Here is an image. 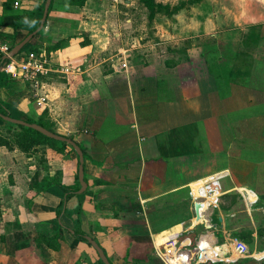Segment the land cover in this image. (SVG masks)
<instances>
[{"label": "crops", "instance_id": "crops-1", "mask_svg": "<svg viewBox=\"0 0 264 264\" xmlns=\"http://www.w3.org/2000/svg\"><path fill=\"white\" fill-rule=\"evenodd\" d=\"M43 2L0 0V37L14 46L33 32ZM137 2L55 0L24 48L44 49L52 68L75 70L49 73L44 104L28 82L0 70V102L11 117L42 118L71 137L86 182L79 193L69 147L0 146V264H103L76 229L110 264H162L154 241L188 229L192 218L169 210L191 211L194 182L221 171L219 208L189 233L207 240L214 259L210 243L242 231L253 252L237 263L264 264V0H200L160 16L170 22L155 25L156 41L147 20L134 25ZM5 126L0 118V132Z\"/></svg>", "mask_w": 264, "mask_h": 264}, {"label": "built area", "instance_id": "built-area-1", "mask_svg": "<svg viewBox=\"0 0 264 264\" xmlns=\"http://www.w3.org/2000/svg\"><path fill=\"white\" fill-rule=\"evenodd\" d=\"M15 6L18 1H14ZM133 46V44L131 45ZM10 50V45L0 37V56L7 55ZM21 60H16L14 57L8 58L4 63L2 70L7 72L12 78L21 79L30 84L36 101L38 104L45 103V95L41 94V90L46 86L49 73L55 74H71L75 68L63 65L59 68H52L49 62L48 54L44 49L31 50L28 49L22 56ZM227 175L225 171L214 173L194 182V187L190 188L189 195L191 198L192 218L188 229L180 230L170 236H165L163 241L155 240L154 251L162 264H182V258L185 256L188 264H198L205 262H229L232 259L233 252H237L238 256L248 254V246L242 240L234 237H228L222 243L228 250L227 255H223V250L215 251V246L218 242L210 243L211 251L214 259L209 258V254L204 250L203 245L207 240L197 238L193 246L183 248L178 243V238L183 234L191 232L193 227L198 224H209L213 209H218L220 206L221 197L224 191L221 186V180ZM243 195V194H242ZM249 192H245L244 199L252 201L248 197ZM198 204L199 218L196 217L194 205ZM192 226V227H191Z\"/></svg>", "mask_w": 264, "mask_h": 264}, {"label": "trees", "instance_id": "trees-1", "mask_svg": "<svg viewBox=\"0 0 264 264\" xmlns=\"http://www.w3.org/2000/svg\"><path fill=\"white\" fill-rule=\"evenodd\" d=\"M69 1H70V3H75V1H77L78 4H82L84 2V0H69ZM199 1L200 0H182L181 2H179L176 5H171L169 3H162V2H159L157 0H138L139 4L142 6V8L146 12V20H147L148 25H151L152 22L155 20V18H159L160 16L171 17L172 15L176 14L179 10H181L185 6L194 4V3L199 2ZM54 2H55V0H51V3L49 5V9H48V13H47V17H46V21L48 20L49 12H50V9H51L52 4ZM43 4H44V2H43ZM42 11H43V6L41 7V9L38 13L35 28L38 26L39 19L42 15ZM24 15H25V17L22 21H19L18 19L15 20L14 26H19L22 24V22L27 21L28 15L27 14H24ZM46 21L43 25V28L37 34H39L43 31L44 27L46 26ZM63 42H65V41L59 40V41L55 42L50 47V49H53V50L57 49ZM12 46H13V44L10 45V49ZM21 49L19 50V52L21 51ZM31 50H36V49L31 48ZM210 50H208L207 53H210V58H213V56L215 55L216 49L213 51L212 50L210 51ZM7 61H8V59L3 60L2 56H0V65L4 62H7ZM1 115H10L9 111L7 110V108L4 106V104L2 102H0V118H1ZM4 121L6 122V120H4ZM25 121L30 122V123H37V124L45 127L46 129L53 131L51 129V126L48 123H46L45 121H43L42 118H39L37 120L27 119ZM6 123L8 124L6 130L0 132V146H6L9 149H13L14 147H16L25 153H31L34 151L43 150L46 147H50V148H52V149H54L60 153H62L66 147H69L73 152H75L73 147L71 145H69L68 143H66L65 141H60V140H56V139L47 137V136L43 135L42 133H40L39 131L32 129L30 127L24 126V125L15 124V123H11L8 121ZM69 138H71V137H69ZM75 154H76V152H75ZM71 194H73V193L67 192L65 199H68ZM62 210H63V207H62V203H61V206L58 208L57 213H56L57 216H59L61 214ZM73 236L77 237L81 241L88 243V241L85 239L83 233H80L77 229L75 230V233L73 234ZM196 236H197L196 233L183 234L182 236H180L178 238V243L183 248L193 246L195 243V240H196ZM232 237L238 238V239L243 240L245 242H248L249 244L253 243V241L249 237V235L246 233H243L242 231L238 232V233H234L232 235ZM101 263H103V262L101 261Z\"/></svg>", "mask_w": 264, "mask_h": 264}, {"label": "water", "instance_id": "water-1", "mask_svg": "<svg viewBox=\"0 0 264 264\" xmlns=\"http://www.w3.org/2000/svg\"><path fill=\"white\" fill-rule=\"evenodd\" d=\"M51 3V0H45L44 1V5H43V11H42V15L39 19V24L38 27L31 33H29L24 39H22L20 42L16 43L10 50L9 53L7 55H3L2 59H8L11 57H14L19 50L32 38V36H34L35 34H37L42 28L43 25L46 21V17H47V13H48V9H49V5ZM5 63V62H4ZM4 63H2L0 65V70H2V67L4 65ZM1 118L11 122V123H15V124H20V125H24L27 127H30L32 129H35L37 131H39L40 133H42L43 135L56 139V140H60V141H65L66 143H68L69 145H71L73 147V149L75 150L77 156H78V180H79V184H80V188L78 190L79 193L83 192L86 188V182L84 180V170H83V161H84V157H83V152L81 150V148L79 147V145L73 141V139L60 135L58 133H55L53 131H50L48 129H46L45 127L37 124V123H30V122H26L25 120H21V119H17L14 117H11L10 115H1ZM195 208V214L196 217L199 218V213H198V204L194 205ZM85 239L88 241V243L94 248V250L96 251L98 257L102 260V262L104 264H110L107 256L105 255L103 249L98 245V243L92 239L90 236H84ZM219 249L223 250V255H227L229 252L228 250L224 247V245L222 243L217 244L215 246V251L217 252ZM186 261V257L184 256L182 258V262ZM223 264H226L227 261H223Z\"/></svg>", "mask_w": 264, "mask_h": 264}, {"label": "rangeland", "instance_id": "rangeland-1", "mask_svg": "<svg viewBox=\"0 0 264 264\" xmlns=\"http://www.w3.org/2000/svg\"><path fill=\"white\" fill-rule=\"evenodd\" d=\"M157 1H159V2H162V3H171L172 1H175V2H172L173 3V5H176V4H178L179 2H181L182 0H157ZM137 4V5H136ZM172 5V4H171ZM188 6V5H187ZM132 8V14L136 17V19H135V21H134V25H136V26H139L141 23H146V12H145V10L144 9H142V6L137 2V3H133V5L131 6ZM164 18V17H163ZM162 17H160V19H157V18H155V20L152 22V24L151 25H148L147 26V24H146V31H147V33H148V37L149 38H151V39H154L155 40V38L154 37H156V38H158V36H154L155 35V32L157 31V27H155V25H157V23H159V24H161V22H162V20H163V22L165 23L166 21L167 22H170V21H168V20H164ZM36 35V34H35ZM197 39L199 40V37H197ZM156 41V40H155ZM30 43L31 42H29V45H30ZM12 43H10L9 45H11ZM31 46V45H30ZM28 48L29 47H23L22 49H21V51L20 52H18L15 56H14V58L16 59V60H21L23 57V54L25 53V51L26 50H28ZM208 56V55H207ZM208 58H209V63L211 64V66H212V69L214 70V71H219V68L218 67H216L214 64H213V59H214V56H213V58H211V61H210V57L208 56ZM221 89H222V85L221 84H219V90L221 91ZM222 93V92H221ZM233 108V109H232ZM236 109V108H235ZM235 109H234V107H233V105H229V108H228V117L229 118H231L232 119V117L234 116V114H233V112L235 111ZM27 119H30V120H32L33 118H30V117H27L25 120H27ZM34 120V119H33ZM35 120H36V118H35ZM7 122V121H6ZM6 125L8 126V124L6 123ZM7 126H5V129L4 130H2V131H5L6 130V128H7ZM233 144L235 145L236 144V140H235V143L233 142ZM233 145V146H234ZM172 162V165H175V163H174V161L173 160H171ZM220 188H222L223 189V187H220ZM184 214L183 216H185V218L186 219H188V218H191V216H192V211H187V213L185 214V212H184V209H181V211H180V209H170L169 210V214H171L170 216H173V215H175V214ZM182 216V215H181ZM163 218V217H162ZM248 254H251L253 251H252V249H253V245H252V243L251 244H249L248 243ZM247 254V255H248ZM185 256H187V255H185ZM243 257H245V256H238L237 255V257L236 258H234L233 260H230L229 261V263H231V264H239V263H237L238 261H240L239 259L240 258H243ZM247 262V261H246ZM244 263V264H248V263ZM209 263H213V262H210V261H208V262H205V263H198V264H209ZM217 263H220V262H217ZM191 264V263H190ZM192 264H193V262H192ZM220 264H222V262L220 263Z\"/></svg>", "mask_w": 264, "mask_h": 264}]
</instances>
